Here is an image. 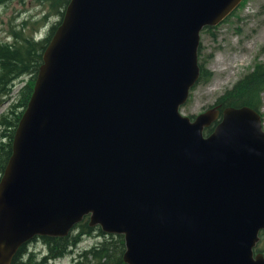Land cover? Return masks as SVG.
I'll return each instance as SVG.
<instances>
[{
  "label": "water",
  "instance_id": "95a60500",
  "mask_svg": "<svg viewBox=\"0 0 264 264\" xmlns=\"http://www.w3.org/2000/svg\"><path fill=\"white\" fill-rule=\"evenodd\" d=\"M240 1L68 0L0 175V264L84 216L125 264H264L259 113L178 110L199 32Z\"/></svg>",
  "mask_w": 264,
  "mask_h": 264
},
{
  "label": "trees",
  "instance_id": "16d2710c",
  "mask_svg": "<svg viewBox=\"0 0 264 264\" xmlns=\"http://www.w3.org/2000/svg\"><path fill=\"white\" fill-rule=\"evenodd\" d=\"M5 1L8 0H0V3H4ZM35 1L44 4L46 12L58 16V20L48 28L46 35L39 39H33L30 32L21 33L20 31H13V38L10 42H0V104L5 99L11 97L10 92L15 81H18L20 78L22 80L21 86L15 93L16 98H10L5 111L0 112V175L2 174L5 162L11 154L12 134L29 98L38 65L41 63V53L68 2V0ZM245 1L242 0L239 6H242ZM235 10L236 8L222 21L227 20L233 15ZM46 15L44 14L41 19H44ZM213 28L214 26H205L201 31L209 32L213 40L215 34L210 31ZM197 65L199 74L195 84L204 82L211 76L210 72L204 67L203 59H201L200 42L197 47ZM263 90L264 62H256L246 73L240 75L230 87L225 88L215 98L214 104L210 106L220 111L222 108L228 106L238 107L245 105L258 112L260 107L259 94ZM193 116L190 115V118H193ZM212 126L213 124L204 128L203 133H208ZM263 231H260L259 234ZM83 235H95L99 240L88 248L78 251L76 256L72 257L69 264H125L122 261V253L124 251L122 235L104 233L97 225H88L87 216H84L79 222L74 224L63 236H37L36 238H39L45 247V253L39 260H37L35 251H27L24 244L17 248L9 264H47L49 260L60 258L67 252H70ZM257 250L255 245L253 251L257 252Z\"/></svg>",
  "mask_w": 264,
  "mask_h": 264
},
{
  "label": "rangeland",
  "instance_id": "374dc122",
  "mask_svg": "<svg viewBox=\"0 0 264 264\" xmlns=\"http://www.w3.org/2000/svg\"><path fill=\"white\" fill-rule=\"evenodd\" d=\"M45 12L44 4L35 0H8L0 3V42H10L13 31L30 32L35 40L44 37L48 28L58 20V16ZM44 14H47L46 17L41 19ZM210 31L215 34L214 39H211L209 32L200 31L199 42L201 59L211 76L189 90L186 101L178 109L182 115L190 117L210 108L215 98L254 63L264 62V0H246L242 6H237L233 15L216 24ZM21 84V78L15 81L10 98H16L15 93ZM259 97L258 113L264 131V90ZM10 98L0 104V112L5 111ZM98 240L95 235H83L70 252L49 260L47 264H69L78 251ZM256 248L264 257V231L259 234ZM25 249L35 251L37 260L45 253V247L36 237L28 240Z\"/></svg>",
  "mask_w": 264,
  "mask_h": 264
},
{
  "label": "bare ground",
  "instance_id": "6f19581e",
  "mask_svg": "<svg viewBox=\"0 0 264 264\" xmlns=\"http://www.w3.org/2000/svg\"><path fill=\"white\" fill-rule=\"evenodd\" d=\"M11 153H12V151H11ZM34 237H37V236H34ZM33 238V237H32ZM28 241H26V242H24L22 245H24V244H26Z\"/></svg>",
  "mask_w": 264,
  "mask_h": 264
}]
</instances>
